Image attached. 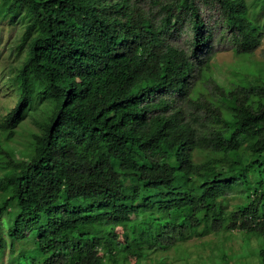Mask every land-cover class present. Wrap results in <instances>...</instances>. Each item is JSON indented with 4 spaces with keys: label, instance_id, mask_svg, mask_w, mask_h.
<instances>
[{
    "label": "trees",
    "instance_id": "1",
    "mask_svg": "<svg viewBox=\"0 0 264 264\" xmlns=\"http://www.w3.org/2000/svg\"><path fill=\"white\" fill-rule=\"evenodd\" d=\"M256 15L247 0H0L24 23L0 114V264H190L182 248L209 237L220 254L196 264H264V75L205 77L216 27L252 55Z\"/></svg>",
    "mask_w": 264,
    "mask_h": 264
},
{
    "label": "rangeland",
    "instance_id": "2",
    "mask_svg": "<svg viewBox=\"0 0 264 264\" xmlns=\"http://www.w3.org/2000/svg\"><path fill=\"white\" fill-rule=\"evenodd\" d=\"M247 3L253 8L257 13L256 21L257 23H263L264 14L261 9H257L256 0H247ZM148 4V2H146ZM256 9V10H255ZM206 7H203L202 14L203 17L212 22V15L215 12H209ZM24 23L21 21H12L9 18L0 19V114H5L7 109L14 107L17 100V91L15 90V85L10 81L12 79V74L15 73L16 67L24 58V49H16V44L21 38L22 29ZM223 35V27H216V37L212 43V49L209 53V64L210 71L205 74V77L212 80L221 86L232 87L238 84H243L247 75L249 74H263L264 75V37L260 46L255 50L252 55H238L235 50V46L229 41L230 39H225L220 35ZM188 35L185 30L181 31L180 36L173 38L171 43L182 48H187ZM207 78V79H208ZM202 84V83H201ZM201 84L200 88H201ZM205 89L209 90V85H204ZM203 89V87H202ZM207 91V90H206ZM35 130L32 122L31 116L24 120L20 128L17 130V135L15 140L13 139V146L17 150L24 151L27 142L29 141V134L31 131ZM26 144V145H25ZM232 240L226 243L228 248L229 256L233 257L237 253H241L242 244L244 240L235 234ZM208 242V247L203 250L198 241H192L185 245L182 250L190 252L193 256L189 259L190 264L198 263L199 254H209L214 253V243L212 237L206 239ZM256 242L253 241V245ZM253 248V247H252ZM252 248L249 252H253ZM199 254L197 255V253ZM172 253V252H171ZM220 254V250H216L211 260L215 263L216 255ZM6 260V258H5ZM134 262V260H132ZM234 262L232 261V264ZM152 264V263H149ZM172 264H184L183 262H174Z\"/></svg>",
    "mask_w": 264,
    "mask_h": 264
}]
</instances>
